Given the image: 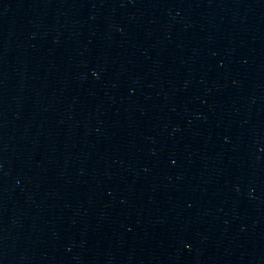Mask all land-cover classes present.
Returning a JSON list of instances; mask_svg holds the SVG:
<instances>
[{"label": "water", "instance_id": "obj_1", "mask_svg": "<svg viewBox=\"0 0 264 264\" xmlns=\"http://www.w3.org/2000/svg\"><path fill=\"white\" fill-rule=\"evenodd\" d=\"M0 264H264V0H0Z\"/></svg>", "mask_w": 264, "mask_h": 264}]
</instances>
